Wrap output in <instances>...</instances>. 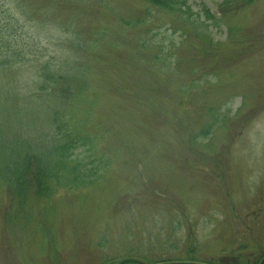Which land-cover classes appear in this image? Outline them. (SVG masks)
<instances>
[{
  "label": "rangeland",
  "instance_id": "obj_1",
  "mask_svg": "<svg viewBox=\"0 0 264 264\" xmlns=\"http://www.w3.org/2000/svg\"><path fill=\"white\" fill-rule=\"evenodd\" d=\"M178 4L0 0V122L14 125L2 132L54 147L73 71L87 88L74 124L93 141L73 152L87 171L75 187L66 176L38 194L33 163L15 194L0 174V264L264 256V0ZM14 55L61 85L41 91Z\"/></svg>",
  "mask_w": 264,
  "mask_h": 264
},
{
  "label": "trees",
  "instance_id": "obj_2",
  "mask_svg": "<svg viewBox=\"0 0 264 264\" xmlns=\"http://www.w3.org/2000/svg\"><path fill=\"white\" fill-rule=\"evenodd\" d=\"M148 1L151 5L160 7L167 11H174L175 7H179V0ZM12 58L16 59L17 63L19 62V66H27L28 64L36 63V61L27 60L26 56L21 57L14 55L10 59ZM5 63L6 64L1 65V68L3 67L4 69L3 72L9 64V60H7ZM31 67L36 69V73L37 71L39 73V76L37 75V81L39 80L41 83L39 84L41 86V91L52 90L53 86L61 85L60 80H62L64 77L49 72L50 64L37 67L33 64ZM71 74L75 82H73L72 87L70 83L63 84L65 87L63 90L64 95H62V106L60 105L59 112L54 113L56 115L60 113L63 115V119H57L55 115V117L51 119L52 122H50L53 125V129L56 132V136L58 135L57 137L59 139L56 143L54 142V147L47 149L45 152H38L40 149H44L43 146L45 143L42 141H36L38 145H31L29 142L24 144L23 141L19 139L15 140L13 143L10 141L9 135H5L7 133L4 134L2 132V129L5 126L6 130L9 129L10 131L14 125H11V123L7 121L0 122V165H3V168H0V174H5L2 180L5 182V184L11 185L15 194L17 191V189L15 190V187H19L20 180L22 179V172H25L27 168L29 169L33 163L35 165L34 177L40 182L38 194L47 195L48 193H54V190L56 189L55 183L64 179L66 176H72L71 181L73 182L66 185L74 187L78 185L76 183L79 179H85L87 177V171L84 169L82 170V167L80 166L81 164L75 158H73V152L76 149L87 146L88 143L91 144V142H93L91 138L87 137L83 138L82 140V138L78 136L77 132L79 130L74 124L76 121L74 117H77L76 113L79 112L77 99L79 96H82L86 93L87 88L83 83H81V81H78L81 78V73L71 71ZM76 83L78 86L73 87L76 85ZM40 98L41 97H39V99ZM70 101L73 102V105L70 104ZM44 105V102L43 104L41 103V108L39 107L40 110L37 109V112H33L44 113L42 110V107H45ZM45 108H48V106ZM22 112L23 111H20L19 114ZM2 119L5 118L0 117V120ZM31 148L33 150H31ZM68 163H70L72 166H68ZM66 179L69 181L70 178L66 177ZM90 184H93V182L84 186Z\"/></svg>",
  "mask_w": 264,
  "mask_h": 264
},
{
  "label": "water",
  "instance_id": "obj_3",
  "mask_svg": "<svg viewBox=\"0 0 264 264\" xmlns=\"http://www.w3.org/2000/svg\"><path fill=\"white\" fill-rule=\"evenodd\" d=\"M170 264H197V263H170ZM260 264H264V258L262 259Z\"/></svg>",
  "mask_w": 264,
  "mask_h": 264
}]
</instances>
